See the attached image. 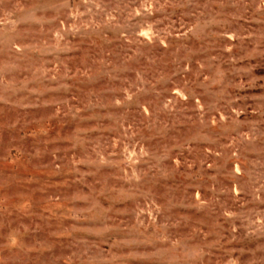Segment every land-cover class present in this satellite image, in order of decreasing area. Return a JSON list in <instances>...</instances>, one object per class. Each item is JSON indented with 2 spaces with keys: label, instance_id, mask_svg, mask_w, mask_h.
<instances>
[{
  "label": "rangeland",
  "instance_id": "1",
  "mask_svg": "<svg viewBox=\"0 0 264 264\" xmlns=\"http://www.w3.org/2000/svg\"><path fill=\"white\" fill-rule=\"evenodd\" d=\"M0 264H264V0H0Z\"/></svg>",
  "mask_w": 264,
  "mask_h": 264
}]
</instances>
